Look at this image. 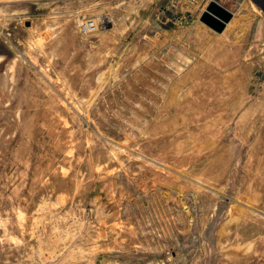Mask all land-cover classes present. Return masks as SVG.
I'll use <instances>...</instances> for the list:
<instances>
[{
    "label": "rangeland",
    "instance_id": "1",
    "mask_svg": "<svg viewBox=\"0 0 264 264\" xmlns=\"http://www.w3.org/2000/svg\"><path fill=\"white\" fill-rule=\"evenodd\" d=\"M0 264H264V0H0Z\"/></svg>",
    "mask_w": 264,
    "mask_h": 264
},
{
    "label": "water",
    "instance_id": "2",
    "mask_svg": "<svg viewBox=\"0 0 264 264\" xmlns=\"http://www.w3.org/2000/svg\"><path fill=\"white\" fill-rule=\"evenodd\" d=\"M263 9V7H262ZM233 14L211 1L200 17V22L216 33H222L226 25L231 21Z\"/></svg>",
    "mask_w": 264,
    "mask_h": 264
},
{
    "label": "built area",
    "instance_id": "3",
    "mask_svg": "<svg viewBox=\"0 0 264 264\" xmlns=\"http://www.w3.org/2000/svg\"><path fill=\"white\" fill-rule=\"evenodd\" d=\"M106 23V20L101 19H84V21L80 23V28L85 34H91L99 29H103L106 26Z\"/></svg>",
    "mask_w": 264,
    "mask_h": 264
}]
</instances>
